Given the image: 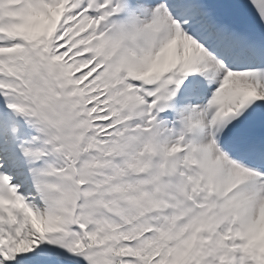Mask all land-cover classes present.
Listing matches in <instances>:
<instances>
[{"label":"snow or ice","instance_id":"1","mask_svg":"<svg viewBox=\"0 0 264 264\" xmlns=\"http://www.w3.org/2000/svg\"><path fill=\"white\" fill-rule=\"evenodd\" d=\"M0 264H264V0H0Z\"/></svg>","mask_w":264,"mask_h":264}]
</instances>
